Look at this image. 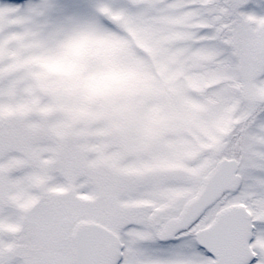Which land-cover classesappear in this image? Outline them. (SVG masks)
Segmentation results:
<instances>
[{
	"label": "snow or ice",
	"instance_id": "snow-or-ice-1",
	"mask_svg": "<svg viewBox=\"0 0 264 264\" xmlns=\"http://www.w3.org/2000/svg\"><path fill=\"white\" fill-rule=\"evenodd\" d=\"M0 264H264V0H0Z\"/></svg>",
	"mask_w": 264,
	"mask_h": 264
}]
</instances>
